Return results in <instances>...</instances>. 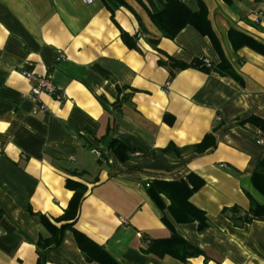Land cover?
<instances>
[{"label":"crops","instance_id":"1","mask_svg":"<svg viewBox=\"0 0 264 264\" xmlns=\"http://www.w3.org/2000/svg\"><path fill=\"white\" fill-rule=\"evenodd\" d=\"M201 1L217 46L190 26L164 38L148 15L159 11L154 0H0V264H96L69 231L55 248L37 246L49 236L40 216L54 224L68 206L67 180L85 187L75 229L118 264H264V217L241 222L251 202L264 208L251 181L264 130L247 122L264 121V56L228 39L234 30L264 45V0ZM170 61L188 68L171 72L161 65ZM221 64L234 77L219 74ZM47 73L64 101L42 95L47 110L33 114L25 75ZM207 135L215 146L193 151ZM168 146L180 154L161 153ZM189 175L203 181L189 199L211 226L202 232L148 194L152 182ZM232 208L240 212L223 215ZM172 232L204 255L145 254Z\"/></svg>","mask_w":264,"mask_h":264},{"label":"trees","instance_id":"2","mask_svg":"<svg viewBox=\"0 0 264 264\" xmlns=\"http://www.w3.org/2000/svg\"><path fill=\"white\" fill-rule=\"evenodd\" d=\"M154 1L159 5V11L156 13L148 11V15L155 28L164 38L172 40L182 29L186 26H190L201 36L208 37L211 42L217 46V41L207 18V9L201 0H195V10L190 9L182 0ZM222 1L226 4L231 3V0ZM120 4H122V2H120ZM120 38L123 43L127 45V47L130 49L135 48L133 44L129 43V37L121 30ZM228 39L234 50L247 47L264 56V45L257 43L243 34L230 30L228 32ZM151 42L156 44L157 40H153ZM199 64L200 63L191 65V67L198 66ZM161 65L167 66L171 72L188 68V66L173 61H170L167 64L161 63ZM217 71L221 75L234 77L233 71L227 64H221L218 66ZM247 122L261 130H264V121H260L256 118H250ZM214 146L215 143L213 142L212 136L207 135L199 144L193 146L192 150L201 154ZM108 148L120 161H124L126 159V148L121 143L111 139L109 141ZM170 151L176 152V155L180 154L172 146H168L167 148L161 150V153L166 154ZM251 181L254 188L260 194L264 195V159L257 162L251 176ZM202 186L203 181L193 175H189L186 181L181 180L179 182L169 183L160 181L152 182V184L149 185L148 194L153 202L161 209L163 208V205L160 195L166 197L170 201L168 210L172 214L175 221L179 223L196 222L197 230L202 232L209 229L211 226L206 219L205 214L189 203L190 197ZM65 187L73 192L68 206L64 210L62 216L58 218L54 224L48 221L45 217L40 216V224L49 236L45 239H39L37 246L43 250L55 248L61 244L65 232L69 231L73 234L76 246L87 263L118 264L107 254L103 246L92 242L84 234L75 229L77 214L83 200L85 187L82 184L71 180L66 181ZM222 212L223 215H226L228 213H239L240 210L232 208L230 210L225 209ZM260 217H264V208H260L251 202L249 214H246L242 218L241 222L250 223L253 219ZM163 222L165 221L163 220ZM144 252L147 255H151L159 259L164 256H169L179 262H185L190 258L204 255L201 250L179 238L173 232L168 239L151 240L148 242Z\"/></svg>","mask_w":264,"mask_h":264},{"label":"built area","instance_id":"3","mask_svg":"<svg viewBox=\"0 0 264 264\" xmlns=\"http://www.w3.org/2000/svg\"><path fill=\"white\" fill-rule=\"evenodd\" d=\"M94 0H83L85 4H91ZM261 13L259 12L257 14V18L261 17ZM136 39L145 38V35L143 33H136L135 34ZM59 58H62V55L59 52ZM203 65L206 67H210V61L208 59H203ZM25 77L27 80H29L32 84L30 91L28 93V99L35 105L32 113L33 114H39L44 113L47 109L46 107L41 104L40 97L42 95H47L52 97L58 102L64 101V96L61 91H59L56 86L53 84L52 75L47 73L45 75H32V74H26ZM259 143L264 144V141L260 140ZM223 167V166H221ZM2 234L0 230V235Z\"/></svg>","mask_w":264,"mask_h":264}]
</instances>
